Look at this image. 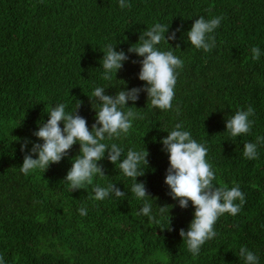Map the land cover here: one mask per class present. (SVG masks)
Instances as JSON below:
<instances>
[{
    "label": "trees",
    "instance_id": "obj_1",
    "mask_svg": "<svg viewBox=\"0 0 264 264\" xmlns=\"http://www.w3.org/2000/svg\"><path fill=\"white\" fill-rule=\"evenodd\" d=\"M126 3L131 6L122 9L119 0H0V256L5 264H245L239 249L246 246L264 264V142L257 159L243 155L245 143L264 137V0ZM201 16L223 18L211 34L215 47L209 52L196 49L187 37ZM155 23L169 26L166 37L182 26L175 40L158 46L183 60L172 109L153 107L141 92L135 105L128 101L127 106L142 118L128 134L105 142L118 144L125 155L147 149L149 164L140 166L145 175L137 182L152 197L159 223L138 215L143 201L131 192L133 179L109 162L107 152L97 165L106 177L95 176L93 186L116 184L123 197L96 200L92 186L72 192L64 178L80 154L79 143L45 172L23 174L19 168L32 144L22 153L21 142L43 143L32 133L47 122L51 107L64 103L67 112H75L81 102L78 114L91 130L99 111L92 96L96 87L112 96L146 87L139 80L143 58L128 49ZM108 43L128 60L104 80L100 61ZM253 47L260 49L258 60L252 58ZM249 106L255 110L249 117L253 127L231 136L226 120ZM177 123L208 148L214 185L238 184L245 196L238 214L218 218L217 235L196 256L179 234L188 231L195 209L191 201L182 209L164 183L169 158L160 141ZM164 206L169 208L162 215ZM81 208L86 215H80Z\"/></svg>",
    "mask_w": 264,
    "mask_h": 264
},
{
    "label": "clouds",
    "instance_id": "obj_2",
    "mask_svg": "<svg viewBox=\"0 0 264 264\" xmlns=\"http://www.w3.org/2000/svg\"><path fill=\"white\" fill-rule=\"evenodd\" d=\"M119 4L122 9L131 6L126 0H119ZM222 19V17H213L206 20L203 16L196 19L187 33L190 44L196 49L209 52L215 47V37L211 34L219 27ZM181 28H177L171 36L166 37L165 33L168 32L169 26L155 23L140 34L139 42L129 47L128 52L143 58L139 61L141 65L139 80L145 82L146 87L120 90L115 96L106 95L103 87H96L92 96L99 104V111H95L96 119L91 130L87 120L78 114L81 102L75 112H67L64 103L51 107L47 114L49 117L47 122L39 123L38 131L32 133L43 143H33L27 138L21 142L22 153L26 152L29 143L32 147L30 152L24 155L19 170L25 175L36 169L45 172L50 165L59 164L69 155L73 145L79 143L80 154L73 158L72 166L64 178L72 192L92 186L93 198L96 200H104L110 194L123 197L125 193L117 188L116 184L109 183L104 187L93 186L95 176L106 177L104 170L97 165L107 152L109 162L118 166L124 176L133 179L131 192L137 199L143 201V207L138 215L142 214L149 217L150 221H155L150 202L152 197L147 194L144 183L137 182L138 177L145 175V172L140 170V166L149 164L147 149L139 151L129 149L125 155L124 149L118 144H109L105 141L128 134L133 127V121L142 118L138 109L127 106L128 101H132L135 105L141 92L147 93L153 107L161 110L172 109L177 69L183 67V60L172 50L164 51L158 46L175 40L176 32L181 31ZM114 46L112 43L105 45L104 55L100 61L104 80H111L113 74L116 76L123 62L128 60L125 52L115 51ZM251 51L252 58L258 60L259 47H253ZM132 63L135 64L137 61ZM176 111L179 113V108ZM254 114L255 110L251 106L247 111H237L234 116L226 120V132L233 137L248 134L254 123L249 117ZM261 142H264V137H257L256 143H245L244 157L250 160L257 159V148ZM160 143L164 146L162 151H165L169 158V168L164 180L170 189L168 195L173 200H178L182 209L187 208L189 201L195 209L188 231L181 229L179 234L187 244L189 252L196 256L199 255L202 245L217 235L214 225L218 218L225 213L233 216L238 214L245 202V196L238 184L231 189L214 185L215 172L213 166L206 160L208 148L194 140L191 132L184 130L182 123L175 124L173 130L168 132ZM237 200L240 201L239 204L235 203ZM168 208L169 206L159 207L160 214H165ZM79 213L82 216L86 215L87 210L81 208ZM155 222L159 223V221ZM170 223L171 219L169 226ZM239 257L243 258L245 264H259V257L246 246L239 249ZM0 264H5L3 256H0Z\"/></svg>",
    "mask_w": 264,
    "mask_h": 264
}]
</instances>
